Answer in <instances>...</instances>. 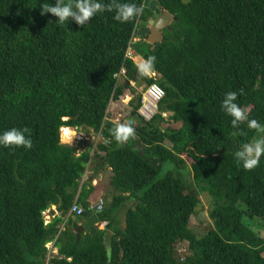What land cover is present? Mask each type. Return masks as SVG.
Instances as JSON below:
<instances>
[{
  "label": "trees",
  "instance_id": "obj_1",
  "mask_svg": "<svg viewBox=\"0 0 264 264\" xmlns=\"http://www.w3.org/2000/svg\"><path fill=\"white\" fill-rule=\"evenodd\" d=\"M151 1L119 0L143 7L131 22L104 11L84 26H61L41 15L55 0H0V134L28 127L32 140L31 149L0 145V264H45L48 243L57 250L50 264H264V239L245 222L264 223V155L251 171L234 155L260 134L246 122L234 129L221 108L235 91L248 118L264 125V0H155L150 10ZM153 11L173 17L160 43H140L143 60L156 58L155 79L125 58ZM131 82L164 91L149 123L136 114ZM124 96L135 139L118 145L107 122L93 155L60 142L62 128L99 133L110 103ZM95 161L110 170L114 195L98 216L104 231L76 239L95 189L80 182ZM203 192L212 228L198 237L189 222ZM73 204L85 209L82 219L69 215ZM127 204L122 228L118 210Z\"/></svg>",
  "mask_w": 264,
  "mask_h": 264
},
{
  "label": "clouds",
  "instance_id": "obj_2",
  "mask_svg": "<svg viewBox=\"0 0 264 264\" xmlns=\"http://www.w3.org/2000/svg\"><path fill=\"white\" fill-rule=\"evenodd\" d=\"M40 8L41 15L50 13L57 18L56 22L61 26L66 25L69 20L74 21L78 26H84L97 13L104 11H114L116 21L127 23L143 12L142 6H137L134 3H120L119 0H111L108 4H102L98 0H55L54 5L41 4ZM155 61L154 56H149L146 60H143L138 65L139 73L142 76L151 75L155 68ZM239 95H244L243 89L240 90ZM237 97V92H227L221 103V108L225 114L231 117V126L234 129L239 130L240 126L246 122L249 129L261 134L252 142L244 143L242 149L234 154L237 164H242L244 170L251 171L259 165L260 157L264 155V125H261L255 119L250 120L248 118L247 112L235 102ZM112 134L118 145H124L129 140L135 139L136 136L135 128L126 123L116 125ZM237 134L244 135L245 133L238 131ZM30 137L31 129L28 127L22 129L12 128L0 134V145L31 149L32 140Z\"/></svg>",
  "mask_w": 264,
  "mask_h": 264
},
{
  "label": "rangeland",
  "instance_id": "obj_3",
  "mask_svg": "<svg viewBox=\"0 0 264 264\" xmlns=\"http://www.w3.org/2000/svg\"><path fill=\"white\" fill-rule=\"evenodd\" d=\"M138 28H139V26H138ZM138 36L139 35L136 33L135 34V40H136V37H138ZM141 37H142L141 40L143 42L147 41V39L145 41V36H141ZM133 44L134 45L131 46V50H135L137 53H141L140 44H135V43H133ZM138 56L141 57L140 55H138ZM140 63H141V61H139V64ZM158 77L159 76L156 75V78H158ZM122 82H123L122 78H120L119 83H122ZM130 86L136 91L137 94L140 93V91L143 88L142 84L139 85V84L134 83V82H131ZM122 100H120L117 103H114L113 106L115 108H119L123 113L122 116H124V113H128L130 110H129V107L126 106L127 101L125 99V96L122 97ZM166 116H168V115L166 114L165 117ZM129 120L132 121L131 117L129 118ZM69 131H72L74 133V135L72 136L73 138L71 140H66V138L62 139L63 134L60 133V135L62 136V137L60 136V142L62 144H67V145H70V146L76 148L77 153L79 152L80 149L81 150L86 149L88 146H90L91 147V153L93 155V153L96 150V146L98 144L102 143L103 137L101 138V136H99L98 133L96 134V133H92L90 131L89 133L84 134V133L77 132V131L72 130V129ZM94 160L95 159H93V161ZM186 163H187L186 164L187 166H185L184 176L186 177L187 181H190L191 180V174H190V170L188 168L189 161L186 160ZM97 164L98 163L95 161L88 167L87 172L85 173V175L81 179L80 184H83L86 182L92 183V180H90V178L94 179L93 182L95 184V189L93 191L91 201L93 203H95L99 199H103L107 205L111 202L112 196L114 195L112 188L109 186V178L111 176V173H110V170L107 169L106 167L99 169ZM94 167H97V171L94 170ZM92 185H93V183H92ZM129 205L130 204H127V205L123 206L122 209L119 208V210H118V217H119L118 223H119L120 227H122V228L124 226V223H123V218H124L123 216L125 213L124 211L127 210L126 208H128ZM209 210H210V199H209L207 193H205V192L200 193V204L196 208V212L191 217L190 222H189V228L198 237L203 236L205 233L208 232V230H210L212 228V221L209 218ZM48 212L49 213L53 212V214L56 215L55 214L56 213L55 207H52L50 210H48ZM49 213H48V216H50ZM79 218L82 219L83 217L80 216ZM45 220H46V218H45ZM259 221L260 220H258V219H252V220L246 219L245 220V222L248 223V225H250L254 231H258L259 235L264 239V223H260ZM99 227H100L101 231H104L105 226H103V227L99 226ZM99 227H97V229ZM186 252L187 251L183 245H181V244L177 245V256H178V254H183V255L185 254L186 255Z\"/></svg>",
  "mask_w": 264,
  "mask_h": 264
},
{
  "label": "built area",
  "instance_id": "obj_4",
  "mask_svg": "<svg viewBox=\"0 0 264 264\" xmlns=\"http://www.w3.org/2000/svg\"><path fill=\"white\" fill-rule=\"evenodd\" d=\"M134 41H135V39L131 40L129 47H131V45L134 43ZM125 58L132 60V61L134 59L132 52L129 50V48L126 51ZM124 75H125V70L123 68H121L119 73L117 75H115V78L117 80H119ZM148 77L155 79L156 74L151 73V75H149ZM139 94H140V100H139V106L136 110V114L141 119L142 122L148 123L157 114L158 104L161 102V100L164 97V91L154 82L150 85H143V88ZM125 99L127 101L126 103H128L130 101L129 96H126ZM112 104H114V103L111 102L107 111H106L104 123L101 126L100 131L98 133L99 136H101V138L103 137L102 133L105 131V123H107V122L112 124L113 129L115 128L116 125H118L120 123H126V124L133 125V122L131 120L124 118L119 113H114L112 111ZM113 129L111 130V133H113ZM102 143L104 144L103 138H102ZM102 208H103V203L101 200L97 201L96 203H94L90 206V209L95 211V212H100L102 210ZM70 213H73L76 216H81L84 213V209L79 207L76 204H73L72 207L70 208ZM105 225H106V223H102L101 227H103ZM46 248L48 251V255H47V259L45 261V264H50V260L57 256V250L53 247V243H49L46 246ZM186 256H188L187 252H186V255L185 254L184 255L178 254L177 257H178L180 262H183Z\"/></svg>",
  "mask_w": 264,
  "mask_h": 264
},
{
  "label": "water",
  "instance_id": "obj_5",
  "mask_svg": "<svg viewBox=\"0 0 264 264\" xmlns=\"http://www.w3.org/2000/svg\"><path fill=\"white\" fill-rule=\"evenodd\" d=\"M148 8L150 10L157 8V2L155 0H152ZM172 20L173 17L169 13L163 11L161 15H158L155 18H151L147 21L146 20L142 21L141 26L143 27V29L137 31V34L139 36L148 37L146 44L154 45L160 43L162 41L161 30L168 28L169 23ZM135 55L138 61L141 62L143 61V58L139 57L137 54ZM134 64L138 68L139 62L135 61ZM97 223H98V218L95 214L86 218L85 222H83L82 224L78 225L73 229L76 239L79 238L81 233L91 231L94 228L95 224Z\"/></svg>",
  "mask_w": 264,
  "mask_h": 264
},
{
  "label": "bare ground",
  "instance_id": "obj_6",
  "mask_svg": "<svg viewBox=\"0 0 264 264\" xmlns=\"http://www.w3.org/2000/svg\"><path fill=\"white\" fill-rule=\"evenodd\" d=\"M126 104H127V103H126ZM158 105H159V104H158ZM157 109H158V108H157ZM157 114H158V110H157ZM157 114H156V115H157ZM156 115H155V116H156ZM165 115H166V114H165ZM165 115H164V117H165ZM123 117H124V116H123ZM124 118H127V117H124ZM154 118H155V117H154ZM154 118H153V119H154ZM127 119H128V118H127ZM153 119H152V120H153ZM152 120H151V121H152ZM148 123H149V122H148ZM66 129H67V130H66ZM68 129H69V128H62V129H61V133L63 134V135H62L63 137L61 136L62 139H65V138H66V140H71V139L73 138L72 136L74 135V133H73V132H70ZM63 130H64V131H63ZM77 138H78V137H77ZM93 180H94V179H92V183H94ZM99 200H101L102 203H103V208H102V210H101L100 212H95V211L91 210V209H90V206H91L92 204H94L93 202H91V203L89 204V207H88V211L91 212V214H90L89 216L95 214V215L97 216V218H98V216L104 211L105 206H106V203H105V201H104L103 199H99ZM99 200H98V201H99ZM96 202H97V201H96ZM96 202H95V203H96ZM79 207H80V206H79ZM81 208H82V207H81ZM83 209H84V208H83ZM45 213H46V214H45ZM45 213H44V225H47V224L50 222V220L53 218V216H52V213H53V212H50V213H49L48 211H46ZM48 213L50 214V216H48ZM55 214H56V213H55ZM84 214H85V209H84V213H83L81 216L83 217ZM69 215H75V214L70 213V211H69ZM75 216H76V215H75ZM89 216H88V217H89ZM76 217L79 218L80 216H76ZM88 217H87V218H88ZM45 218H46V220H45ZM85 220H86V219H84L83 222H85ZM83 222H82V223H83ZM82 223H80V224H82ZM80 224H79V225H80ZM101 224H102V222H100V220H99V218H98V223L95 224L94 228H95V227L97 228V227L101 226ZM104 228H105V227H104ZM98 230L101 231L100 227L98 228ZM89 232H90V231H89ZM84 233H85V232H84ZM81 234H82V233H81ZM47 245H48V244H47ZM47 245H45V248H46ZM46 249H47V248H46Z\"/></svg>",
  "mask_w": 264,
  "mask_h": 264
},
{
  "label": "crops",
  "instance_id": "obj_7",
  "mask_svg": "<svg viewBox=\"0 0 264 264\" xmlns=\"http://www.w3.org/2000/svg\"><path fill=\"white\" fill-rule=\"evenodd\" d=\"M138 26L139 25H137L136 26V33H137V31H139L140 29L139 28H141L140 26H139V28H138ZM135 39V38H134ZM142 37L141 36H138V37H136V40L134 41V43L135 44H140L141 42H143L142 40ZM132 45H134V44H132ZM131 45V46H132ZM129 50L132 52V55H133V62L135 63V61H137V62H139L138 61V59L136 58V55L135 54H137V55H139L135 50H131V47L129 48ZM117 103V102H116ZM68 130H71V129H68ZM70 132H72V131H70ZM101 174V173H100ZM99 174V175H100ZM90 180H92V178H90ZM91 185H92V183H91ZM93 187H95V184L93 183V185H92ZM92 199V196L88 199V200H91ZM92 202V201H91Z\"/></svg>",
  "mask_w": 264,
  "mask_h": 264
},
{
  "label": "flooded vegetation",
  "instance_id": "obj_8",
  "mask_svg": "<svg viewBox=\"0 0 264 264\" xmlns=\"http://www.w3.org/2000/svg\"><path fill=\"white\" fill-rule=\"evenodd\" d=\"M154 12V11H153ZM162 12L163 11H161V12H154L152 15H150V16H148V18L146 19V21L147 20H149V19H151V18H155L156 16H158V15H161L162 14ZM142 23V21L139 23V25ZM171 23V22H170ZM170 23H169V25H170ZM141 28L140 29H143V27L142 26H140ZM163 30V29H162ZM162 30H161V36H162ZM148 37H145V41H146V39H147Z\"/></svg>",
  "mask_w": 264,
  "mask_h": 264
}]
</instances>
